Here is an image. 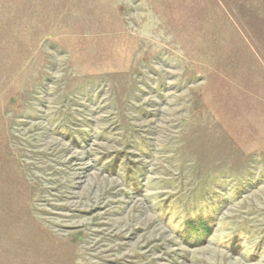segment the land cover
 <instances>
[{
	"label": "rangeland",
	"instance_id": "1",
	"mask_svg": "<svg viewBox=\"0 0 264 264\" xmlns=\"http://www.w3.org/2000/svg\"><path fill=\"white\" fill-rule=\"evenodd\" d=\"M0 264H264V0H0Z\"/></svg>",
	"mask_w": 264,
	"mask_h": 264
}]
</instances>
